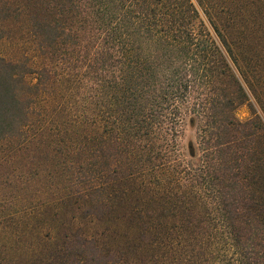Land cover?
Returning <instances> with one entry per match:
<instances>
[{"label": "trees", "instance_id": "1", "mask_svg": "<svg viewBox=\"0 0 264 264\" xmlns=\"http://www.w3.org/2000/svg\"><path fill=\"white\" fill-rule=\"evenodd\" d=\"M14 1L0 0V37L24 20L39 60L0 55V143L29 158L0 178L5 195L35 179L39 195L102 217L111 183L138 177L124 203L145 250L134 264H264V122L251 103L236 115L248 94L221 15L205 8L216 39L192 0ZM68 83L81 115L62 100ZM186 112L195 160L179 148ZM72 240L88 264L122 263L123 247Z\"/></svg>", "mask_w": 264, "mask_h": 264}, {"label": "rangeland", "instance_id": "2", "mask_svg": "<svg viewBox=\"0 0 264 264\" xmlns=\"http://www.w3.org/2000/svg\"><path fill=\"white\" fill-rule=\"evenodd\" d=\"M10 1L15 4L14 0ZM192 2L198 9L199 17L208 25L216 39L217 35L209 24L205 8L221 15V21L227 26V37L233 38L236 43L239 65L236 66L232 60L230 62L248 94V102L237 108L236 115L240 119L250 117L251 103L264 122V15L260 13L264 1ZM23 10L27 13L26 7ZM28 30L29 25L24 20L13 18L7 25L6 34L0 37V55L14 61L23 59L22 53H25L32 58L31 65L35 67L39 58L36 54L33 55L34 48ZM25 77L33 82L36 80V73L29 72ZM64 89L62 100L74 107L76 111L71 109L73 115H81V106L70 94L71 83L65 85ZM190 115L189 112L182 115L178 139L182 155L195 160L188 152L189 141H196V123H191ZM8 141L0 143V178L9 174L11 167L18 172L27 161L24 151L17 150L16 145ZM39 176L40 172L34 174V178ZM37 181L32 179L33 183L25 187L24 196L5 195L0 187V264H88L78 247L72 244L71 238L76 231L95 238L105 251L114 246L125 248L121 264H134V256L138 260L142 258L145 250L141 243L136 242V230L133 223L126 220L128 212L125 213L124 210L125 198L129 197V193H134L132 189H135L141 179L121 178L112 182L109 188L114 192L110 201L112 207L102 217L84 214L80 200H67L64 197L50 199L46 198L47 194L42 193L43 191L39 195ZM144 203L146 202L142 201L139 208H145L141 207ZM130 236L134 238L129 241Z\"/></svg>", "mask_w": 264, "mask_h": 264}]
</instances>
